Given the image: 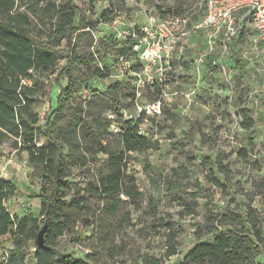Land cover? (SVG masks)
<instances>
[{
    "label": "trees",
    "instance_id": "obj_1",
    "mask_svg": "<svg viewBox=\"0 0 264 264\" xmlns=\"http://www.w3.org/2000/svg\"><path fill=\"white\" fill-rule=\"evenodd\" d=\"M108 1L109 6L92 19L86 13V0H0V146L11 140L15 151H25L41 182L40 191L32 196L39 201L41 217L19 216L6 206L17 192L16 185L0 172V247L11 245L0 264H29L31 245L33 264H165L179 252L173 222L158 216V196L152 197L150 207L155 219L152 228L164 238L161 251H142L130 242L129 235V229L136 228L133 207L144 196L129 171L131 153L150 147L144 122L154 123L162 112L125 116L124 111L137 104L135 76L116 79L102 92L93 89L83 94L91 80L110 76L117 55L137 56L134 47L145 35L137 26V38L131 35L120 41L107 35L95 40L98 23H113L126 5L124 0ZM142 1H148L161 18L185 15L158 0ZM38 7L44 10L43 17ZM81 39L88 40L85 47ZM110 57L114 61L106 62ZM213 59L209 56L208 65L216 70ZM140 61L132 63L133 71H141ZM54 74L58 92L53 97L46 91L44 76ZM156 88L154 100L162 92L160 86ZM46 95L51 105L42 122L36 107ZM162 111L176 118L164 104ZM237 115L241 127L251 131L255 119L250 109L239 106ZM246 138L252 141L253 136ZM240 151L247 156L245 149ZM1 156L0 152V170ZM209 162L213 163L206 175L208 182L226 191V183L215 174L228 177L230 165L219 156H209ZM145 163L152 169L148 160ZM185 173L187 168L182 165L165 174L166 195L180 201L183 216H191L199 207L200 190L185 188ZM255 187L264 202V180ZM201 191L212 199L210 188ZM45 223L46 244L40 247L37 236ZM195 234L211 239L199 240L176 264H260L259 257L264 255V218L251 204L239 209L228 203L220 211H206ZM66 243L85 248V256L75 257Z\"/></svg>",
    "mask_w": 264,
    "mask_h": 264
},
{
    "label": "rangeland",
    "instance_id": "obj_2",
    "mask_svg": "<svg viewBox=\"0 0 264 264\" xmlns=\"http://www.w3.org/2000/svg\"><path fill=\"white\" fill-rule=\"evenodd\" d=\"M90 1L86 0V13L92 19H97L102 10L109 6L108 0H94L93 5ZM158 1L189 16L190 27L203 19L204 11L197 4L198 0ZM124 2L125 8L113 23H98V29L93 33L95 40L107 35L120 41L128 40L131 35L137 38L134 28L147 23L146 11L151 4L142 0ZM42 3L39 6H42ZM38 8L40 17H43L44 10L42 7ZM33 19L40 23L39 18L34 16ZM177 27L180 29V26ZM119 32L123 35H119ZM254 38L253 32L244 31L234 39L225 60V64L231 69L227 75L218 67L216 70L211 69L208 65L209 58L206 62H198L199 53L208 42L206 32L202 30L192 32L185 39L187 43L182 60L175 61L172 69L164 62L150 63L148 60H141L138 55L131 58L132 63L141 60L140 72H149L152 78L142 87V94L137 96L136 106H129L124 113L138 116L139 107L144 108L155 99L158 85L168 93L164 101L165 107L177 114L176 118H172L162 111L154 123L145 120L144 126L149 129L151 145L141 152L131 153L129 169L130 173L135 175L138 187L144 192L140 203L133 207L136 228L129 229L130 242L142 251H161L164 238L157 235L156 230L152 228L155 219L154 211L150 207L152 197H160L155 200L158 216L173 222L178 232L179 252L167 259L165 264H176L199 240L211 239L208 235L199 239L195 234L198 223L204 220L206 211H220L228 203L239 209L251 204L258 208L264 218V202L255 187L259 181L264 180V40L257 48ZM80 43L85 47L88 40L81 39ZM219 50L217 44L212 53L214 58L218 56ZM108 60L114 61L112 57L105 59L106 62ZM114 63L110 76L104 80H91L90 89L87 92L85 90L83 94L93 89L95 92H102L110 82L116 80L119 70L116 60ZM133 76L126 73L122 78L129 80ZM55 77V74L44 76L46 91L53 97L58 92L54 84ZM162 82H165L164 85ZM62 84L65 86L66 81ZM50 105V99L46 95L36 107L42 122ZM239 106L249 108L251 116L255 119L251 131L243 129L240 125L241 119L237 115ZM248 134L253 136L252 141H247ZM241 149L247 151L246 157L241 155ZM0 152L1 175L12 180L17 189L15 196L6 202V206L19 216L33 214L35 217H41L39 201L32 197L40 191L41 182L33 166L28 163L27 153L15 151L11 140L0 146ZM209 156H219L230 165L232 172L228 177L221 173L215 174L226 183V191L213 186L207 180L206 175L213 163L209 162ZM145 160H148L152 169L147 167ZM182 165L187 168V177L182 174L185 188L188 191L200 190L199 207L191 216H183L180 213L183 209L180 201L166 195L165 174H171L173 168ZM207 187L210 188L212 199L207 198L201 191ZM185 198L189 200L187 196ZM230 198L232 201H229ZM162 230L164 231L165 227ZM10 246V243H7L0 247V257ZM66 246L77 258L84 257L87 252L81 246L68 243ZM33 250L31 245L28 249L29 264H33ZM259 263L264 264V255L259 257Z\"/></svg>",
    "mask_w": 264,
    "mask_h": 264
},
{
    "label": "built area",
    "instance_id": "obj_3",
    "mask_svg": "<svg viewBox=\"0 0 264 264\" xmlns=\"http://www.w3.org/2000/svg\"><path fill=\"white\" fill-rule=\"evenodd\" d=\"M200 8L204 9L201 22L189 26V16L167 15L165 18L158 17L152 8H147V23L142 24L139 30L145 35L135 45L134 50L141 60L152 62H164L172 69L175 61L182 60L185 53L186 38L192 32L202 30L206 32L207 46L202 49L197 58L198 62H206L212 55L217 44L219 46L218 56L213 63L218 65L225 75L231 72L230 67L225 64L229 49L235 38L244 31L255 34L253 39L256 47L264 40V0H198ZM177 26H180L178 29ZM119 35H123L119 32ZM136 35V33H134ZM219 42V43H218ZM116 66L119 73L117 79H122L126 73L135 76L137 96L142 94V87L152 78L149 72H137L132 70L131 59L124 55H117ZM147 70V69H146ZM168 93L162 90L160 96L145 106L139 107V111L147 115H159ZM173 99V96L170 98ZM114 118V114H110ZM126 117L133 114L125 113ZM115 131L118 126H112ZM141 127V133H144Z\"/></svg>",
    "mask_w": 264,
    "mask_h": 264
},
{
    "label": "water",
    "instance_id": "obj_4",
    "mask_svg": "<svg viewBox=\"0 0 264 264\" xmlns=\"http://www.w3.org/2000/svg\"><path fill=\"white\" fill-rule=\"evenodd\" d=\"M47 230V223L43 226V228L40 230L37 236V244L38 246H44L46 244V238H45V233Z\"/></svg>",
    "mask_w": 264,
    "mask_h": 264
}]
</instances>
